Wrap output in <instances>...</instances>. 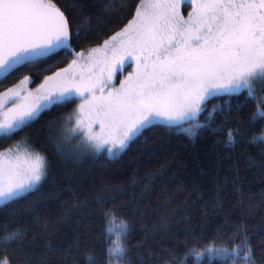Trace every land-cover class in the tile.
<instances>
[{
    "label": "snow or ice",
    "instance_id": "snow-or-ice-1",
    "mask_svg": "<svg viewBox=\"0 0 264 264\" xmlns=\"http://www.w3.org/2000/svg\"><path fill=\"white\" fill-rule=\"evenodd\" d=\"M181 3L139 0L132 5L131 19L120 31L89 51L87 76L73 71L85 58L78 52L68 68L45 77L34 102L17 103L18 93L8 89L3 95L14 107L4 111L7 101L0 99V139L30 127L53 105L78 99L75 123L84 127L83 152L66 151L48 136L64 159L80 162L102 150L115 159L156 122L190 137L219 136L226 130V145L246 142L264 153V0H189L187 18ZM67 12V6L62 10L53 0H0V77L62 50L71 52L73 40L85 32L72 31ZM124 63L134 65V71L115 88L113 76ZM214 99L222 103L209 110ZM249 106L245 118L241 113ZM93 123H99V133L92 131ZM257 123L260 129L249 134ZM49 168L38 152H0V204L38 191ZM94 204L89 214L98 212L103 223L93 236L97 253L85 254V264H185L189 254L221 257L223 264H259L257 251L264 252V239L254 246L244 224L225 220L207 236V213L203 228H186L182 239L170 236L162 243L165 218L148 223L142 214L130 215L107 189L97 194ZM40 236L22 225L0 224V264H81L79 237L67 245L46 237L40 249ZM224 243L229 246L217 247Z\"/></svg>",
    "mask_w": 264,
    "mask_h": 264
},
{
    "label": "trees",
    "instance_id": "trees-1",
    "mask_svg": "<svg viewBox=\"0 0 264 264\" xmlns=\"http://www.w3.org/2000/svg\"><path fill=\"white\" fill-rule=\"evenodd\" d=\"M53 2L62 10L68 7L66 14L72 17L73 32L78 28L85 32L81 39L72 42L73 50L85 54L119 31L131 19L128 10L139 0ZM121 4L127 7H119ZM113 8L114 12L109 11ZM74 58L72 51L62 50L37 64L19 67L0 80V92L27 76L32 77L31 85L37 86ZM245 94H240L242 101ZM77 103L76 99L63 106L53 105L30 127H23L10 139H0V151L15 145L26 146L43 154L50 165L48 178L38 191L0 205V224L22 225L40 233L37 245L40 249L44 248L46 237L64 245L79 237L81 264H85V254L95 256L97 253L93 236L103 223L99 213L90 215L89 209L95 208L97 194L107 189L108 195H114L130 215L142 214L148 223L165 218L166 230L160 233L164 237L162 243H168L170 236L182 239L186 228H203L204 213L211 218L204 228L207 236L212 235L216 223L227 220L244 224L254 246L264 239V153L259 147L246 142L235 147L226 145V130H221L219 136L200 138L179 130L170 131L162 123H156L115 159L99 153L84 155L80 162H75L64 159L48 136H53L66 151L83 152L81 146L75 147L61 136L58 139L55 133ZM221 103L220 99H214L209 110L213 104ZM249 110L250 106L241 115L246 118ZM200 119L204 122L203 117ZM259 129L257 123L248 132ZM228 246L227 243L217 245ZM193 250L199 249L193 246ZM257 260L264 264V252L257 251ZM185 264H223V261L221 257L189 254Z\"/></svg>",
    "mask_w": 264,
    "mask_h": 264
},
{
    "label": "rangeland",
    "instance_id": "rangeland-1",
    "mask_svg": "<svg viewBox=\"0 0 264 264\" xmlns=\"http://www.w3.org/2000/svg\"><path fill=\"white\" fill-rule=\"evenodd\" d=\"M180 10H181L182 14L185 16V18H187L189 12H191V10H192L191 7H190L189 0H183V3L181 5V7H180ZM101 46H98V47H95V48H99ZM89 51L84 54V56H85L84 59H81V60L78 61L77 66H75L74 69H73L74 72L79 73V74H81L83 76H87L88 75V73L90 71V67H91V62L87 60V56H88ZM76 58L77 57L75 56L74 59H76ZM71 64H72V62L69 65H71ZM69 65H67L64 68H68ZM134 67H135L134 65L129 66L128 63H124L123 65H121L119 70L116 71L114 76H113L112 85L115 88H119V86H120L119 82L121 80H123L130 72L134 71ZM52 75L53 74L48 75V76H52ZM27 77H28L27 80H25V78H23L17 84H15V85H13V86L8 88V89H14V91L18 93V96L15 97L17 103L30 104V103L34 102V100L36 98V95L38 93V90L40 88V85L42 83H44V81H43L41 84H39L37 86H32L31 85L32 77L31 76H27ZM21 81H24V83L21 84ZM8 89L3 91V92H0V99H4L5 101H7L5 103V105H4V109H3L4 111H7V109L14 107L12 101L8 100V97L3 95V94L8 92ZM105 91L107 92L108 89H105ZM79 104H80V101L78 100L77 106L74 109V111L72 113L68 114L67 117L64 119V121L57 126L55 133L57 134L58 139L61 136L62 139H64L66 142L71 141V143H73L75 145V147H77V146L80 147L81 146L80 148H83L82 145H83V131H84V127H83V125L82 126H77L76 123H75L76 116H77V109L79 108ZM68 117H72L71 121L68 120ZM87 123H88V118L85 115L84 116V124L86 125ZM156 123H160V122H156ZM156 123H154V124H156ZM92 131L94 133H99L100 132L99 123H93L92 124ZM8 149H12L14 153L18 149L19 153L21 155H23L25 150H27L29 152H37V151H34V150H32V149H30V148H28L26 146H21V145H15V146L3 149L0 152H5L6 153L8 151ZM100 153H104L106 156H108V153L106 151L102 150ZM41 155H43V154H41ZM0 205H2V204H0Z\"/></svg>",
    "mask_w": 264,
    "mask_h": 264
},
{
    "label": "water",
    "instance_id": "water-1",
    "mask_svg": "<svg viewBox=\"0 0 264 264\" xmlns=\"http://www.w3.org/2000/svg\"><path fill=\"white\" fill-rule=\"evenodd\" d=\"M72 52L75 54V53H77L75 50H73V48H72ZM9 76V75H8ZM7 76V77H8ZM2 79H5V78H3V77H0V80H2Z\"/></svg>",
    "mask_w": 264,
    "mask_h": 264
},
{
    "label": "flooded vegetation",
    "instance_id": "flooded-vegetation-1",
    "mask_svg": "<svg viewBox=\"0 0 264 264\" xmlns=\"http://www.w3.org/2000/svg\"><path fill=\"white\" fill-rule=\"evenodd\" d=\"M181 5H182V3H181ZM181 5H180V7H181Z\"/></svg>",
    "mask_w": 264,
    "mask_h": 264
}]
</instances>
